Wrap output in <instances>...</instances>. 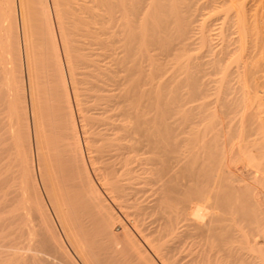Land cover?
Returning a JSON list of instances; mask_svg holds the SVG:
<instances>
[{
	"label": "bare ground",
	"instance_id": "obj_1",
	"mask_svg": "<svg viewBox=\"0 0 264 264\" xmlns=\"http://www.w3.org/2000/svg\"><path fill=\"white\" fill-rule=\"evenodd\" d=\"M17 2L0 264H264V0Z\"/></svg>",
	"mask_w": 264,
	"mask_h": 264
},
{
	"label": "rangeland",
	"instance_id": "obj_2",
	"mask_svg": "<svg viewBox=\"0 0 264 264\" xmlns=\"http://www.w3.org/2000/svg\"><path fill=\"white\" fill-rule=\"evenodd\" d=\"M50 0H48V2H49ZM50 4V3H49ZM19 11H20V9H19V6H18V2H17V0H15V12H16V16H17V20H16V26H17V30H18V32H19V46H20V48H22L23 49V44H22V37H21V24H20V14H18L19 13ZM19 17V18H18ZM57 40H59L58 39V36H57ZM58 43H59V41H58ZM32 45V44H31ZM60 46V45H59ZM60 52H61V56L63 55L62 54V50H61V47H60ZM25 57H24V53H23V50H22V52H21V55H20V60H21V64H22V66H23V73H22V79H23V84H24V93H23V96H24V99H25V103H26V111H27V115H29V92H28V85H27V77H26V75H27V73H26V71H25V69H24V67H25ZM35 78H37V77H35ZM39 79H41L40 77H38ZM263 79V78H262ZM35 80V79H34ZM36 81V80H35ZM37 81H39V80H37ZM92 103V101L90 102V100L88 99H86L85 97H83V106H87V105H90ZM87 108V113H86V115H92V116H94V114H96L95 113V111L96 110H94V109H91L90 108V106L89 107H86ZM55 108L54 107H52V112H54V114L56 113L57 115L59 114L58 112V110H55ZM90 110V111H89ZM52 112H50V113H52ZM93 112V113H92ZM97 112V111H96ZM52 116H53V114H51ZM59 116V115H58ZM57 116V117H58ZM97 116V115H96ZM54 118H57V117H55V116H53ZM76 117H77V115H76ZM78 118V117H77ZM76 118V121H77V127H79L78 126V124L80 125V121L78 120ZM57 125V124H56ZM90 125H92V123L89 121H87V126L86 127H89ZM79 129V128H78ZM34 146L32 145V151H33V148ZM33 164H34V168H35V173H36V178H37V182H38V185H39V188H41V185H40V180H39V177H38V175H37V170H36V168H37V165H36V158H35V155H33ZM116 207V206H115ZM114 210L116 211V210H118V209H116V208H114ZM117 213H120L119 215H121V212L118 210V211H116ZM50 214H51V217H53V220L55 221V218H54V216H53V214H52V212H51V210H50ZM55 223H56V221H55ZM59 227V226H58ZM59 229V228H58ZM182 243H184V242H182ZM181 244V243H180ZM179 244V249H178V251H179V254L181 253V254H183V256H184V254L185 253H187L186 252V247H185V244H182V245H180ZM183 250V251H181V249ZM184 249H185V252H184ZM181 251V252H180ZM186 259H187V257H184L183 259H181V261H180V264H186ZM183 260V261H182Z\"/></svg>",
	"mask_w": 264,
	"mask_h": 264
}]
</instances>
